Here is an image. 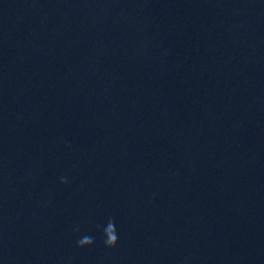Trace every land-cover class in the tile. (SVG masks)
<instances>
[{
  "label": "water",
  "instance_id": "obj_1",
  "mask_svg": "<svg viewBox=\"0 0 264 264\" xmlns=\"http://www.w3.org/2000/svg\"><path fill=\"white\" fill-rule=\"evenodd\" d=\"M0 264H264V0H0Z\"/></svg>",
  "mask_w": 264,
  "mask_h": 264
},
{
  "label": "clouds",
  "instance_id": "obj_2",
  "mask_svg": "<svg viewBox=\"0 0 264 264\" xmlns=\"http://www.w3.org/2000/svg\"><path fill=\"white\" fill-rule=\"evenodd\" d=\"M67 179L62 178L61 183L67 184ZM104 244L108 249H115L119 243V232L114 221L104 231ZM95 246V240L91 236H84L78 241V247L80 249H89Z\"/></svg>",
  "mask_w": 264,
  "mask_h": 264
}]
</instances>
